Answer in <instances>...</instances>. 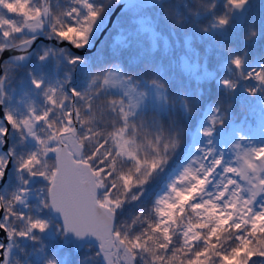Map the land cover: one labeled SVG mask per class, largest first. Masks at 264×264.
I'll use <instances>...</instances> for the list:
<instances>
[{"label":"snow or ice","instance_id":"obj_1","mask_svg":"<svg viewBox=\"0 0 264 264\" xmlns=\"http://www.w3.org/2000/svg\"><path fill=\"white\" fill-rule=\"evenodd\" d=\"M0 264H264V0H0Z\"/></svg>","mask_w":264,"mask_h":264},{"label":"water","instance_id":"obj_2","mask_svg":"<svg viewBox=\"0 0 264 264\" xmlns=\"http://www.w3.org/2000/svg\"><path fill=\"white\" fill-rule=\"evenodd\" d=\"M118 15H119V9H117V12L113 14L112 19L109 21V23H108V28L109 29L112 27V24L115 22L116 16H118ZM106 32H107V29H105V31L100 34L99 40H102V38L104 37ZM99 40L97 41V46L99 44Z\"/></svg>","mask_w":264,"mask_h":264},{"label":"trees","instance_id":"obj_3","mask_svg":"<svg viewBox=\"0 0 264 264\" xmlns=\"http://www.w3.org/2000/svg\"><path fill=\"white\" fill-rule=\"evenodd\" d=\"M112 28V27H111ZM110 28V29H111ZM107 35V33L104 35V37L102 38V40L105 38V36ZM98 47H103V45L102 44H98Z\"/></svg>","mask_w":264,"mask_h":264}]
</instances>
